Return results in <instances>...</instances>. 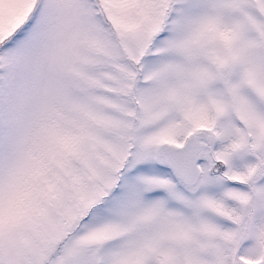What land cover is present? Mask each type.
<instances>
[{
	"label": "snow or ice",
	"instance_id": "6c2138e0",
	"mask_svg": "<svg viewBox=\"0 0 264 264\" xmlns=\"http://www.w3.org/2000/svg\"><path fill=\"white\" fill-rule=\"evenodd\" d=\"M0 264H264V0H0Z\"/></svg>",
	"mask_w": 264,
	"mask_h": 264
}]
</instances>
